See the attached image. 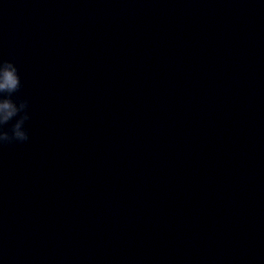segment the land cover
Listing matches in <instances>:
<instances>
[{"label":"water","instance_id":"water-1","mask_svg":"<svg viewBox=\"0 0 264 264\" xmlns=\"http://www.w3.org/2000/svg\"><path fill=\"white\" fill-rule=\"evenodd\" d=\"M0 59V264H264V0H0Z\"/></svg>","mask_w":264,"mask_h":264},{"label":"clouds","instance_id":"clouds-1","mask_svg":"<svg viewBox=\"0 0 264 264\" xmlns=\"http://www.w3.org/2000/svg\"><path fill=\"white\" fill-rule=\"evenodd\" d=\"M21 87L18 69L11 60L0 59V145L15 142H24L28 139L27 131H20L21 125L29 119L26 111L28 101L13 94ZM18 119L12 124L9 130L4 129L14 117Z\"/></svg>","mask_w":264,"mask_h":264}]
</instances>
